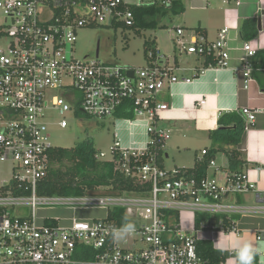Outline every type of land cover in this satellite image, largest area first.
<instances>
[{"label": "built area", "instance_id": "obj_1", "mask_svg": "<svg viewBox=\"0 0 264 264\" xmlns=\"http://www.w3.org/2000/svg\"><path fill=\"white\" fill-rule=\"evenodd\" d=\"M183 1L0 0L6 24L0 35L8 40V46L0 48V164H9L12 170L10 182L0 185V264H205L198 253L199 242L218 245L219 236L238 232L234 214L259 213L224 203L230 196L257 192L264 204V189L246 173L219 181L207 176L196 179L182 168L160 166L159 153L164 154L171 131L163 124L170 106L158 97L165 89L191 84L194 79L178 76L179 70L157 47L148 51L147 65L136 69L104 62L99 54L75 56L79 31L138 29L135 9L155 7L170 12ZM229 35L225 27L210 42L198 34L188 37L179 28L174 44L181 53L214 61L209 68L227 69ZM241 51L240 71L247 89L253 81L251 59L257 50L246 41ZM202 73L198 71L196 77ZM205 102L200 100L199 105ZM120 111L132 113L122 118L130 126L145 127L147 142L123 148L116 135L110 158L104 153H97L96 158L114 161L117 169L151 189L124 196H39L38 186L48 176L51 154L57 148L49 135L51 118L59 115L58 125L66 129L68 115L79 112L103 121L119 119ZM238 113L249 131L257 112L243 108ZM207 154V150L202 152ZM209 166H215V161ZM58 206L101 208L107 217L74 218L68 227L58 220L56 225H46L45 220L42 226L37 224V209ZM23 209L31 210L29 217L16 212ZM114 209H123L128 222L136 226L127 248L112 239V230L121 226L108 219ZM257 243H264V235L258 236ZM259 264H264V255L259 256Z\"/></svg>", "mask_w": 264, "mask_h": 264}, {"label": "crops", "instance_id": "obj_2", "mask_svg": "<svg viewBox=\"0 0 264 264\" xmlns=\"http://www.w3.org/2000/svg\"><path fill=\"white\" fill-rule=\"evenodd\" d=\"M224 1H228L224 4ZM185 0L170 11L178 14L189 8L191 12L196 13V20L191 22L193 30L183 29L185 34L190 37L192 34L203 36L212 42L218 38L219 32L228 27L230 35L228 46L230 48L229 67L227 69L209 68L210 59H204L195 55H188L178 51L171 65H175L179 70L177 75L180 77L194 79L191 84H176L169 89L162 91L158 97L160 102L167 103L170 110L164 113L163 124L171 131L186 136H199L209 141V146L196 152L194 165L197 159L202 160V152L211 149L212 141L210 134L217 130L219 119L223 114L238 113L243 108H249L257 112L256 122L249 131H245L238 150L242 154V160L245 166L242 173L249 175L250 179L258 184L260 190L264 189V0ZM175 9V10H174ZM254 20L256 22V36L250 40L253 47L257 50V55L251 59L254 71L253 81L249 87L245 88V79L241 70V61L243 53L242 44L246 42L244 37V25L246 21ZM259 20L261 28H259ZM179 29V28H178ZM177 29V30H178ZM254 31V30H253ZM177 35V32H176ZM174 42V41H173ZM177 53V52H176ZM184 58V59H183ZM184 69V71H182ZM203 73L196 77L198 71ZM200 100H205V105H199ZM115 124L116 119H109ZM116 123V124H117ZM112 124V123H111ZM115 124V125H116ZM126 128H122L119 123L116 125L121 142V134L130 137V144L136 142L138 146L145 145L148 140L144 126H130L126 122ZM144 131L143 136L146 141H135L138 130ZM120 133V134H119ZM172 138V137H171ZM132 139V140H131ZM171 139L168 141L170 142ZM167 142V143H168ZM232 149V147L228 148ZM168 146L160 159V166L166 169V157ZM215 166H209L207 177L223 181L230 177L229 159L225 152H219L214 156ZM191 167V169L194 167ZM190 169V168H188ZM168 170V169H166ZM258 193L251 192L230 196L224 200V203L239 206L248 210H260L259 213H239L232 216V220L237 224L238 232L228 236H219L218 245L212 242L215 250L227 254V260L223 264H239L236 257V250L233 242L237 234H241L245 240H250L253 244L264 246V243H257L259 235H264V204L259 202ZM249 197H254L256 205L249 202ZM47 219V218H45ZM43 219V221L45 220ZM226 225L229 224L225 219ZM255 264H259V256Z\"/></svg>", "mask_w": 264, "mask_h": 264}, {"label": "rangeland", "instance_id": "obj_3", "mask_svg": "<svg viewBox=\"0 0 264 264\" xmlns=\"http://www.w3.org/2000/svg\"><path fill=\"white\" fill-rule=\"evenodd\" d=\"M132 4L136 0H128ZM187 1L185 3L187 5ZM196 13L191 12L189 8L178 14L167 12L165 16L157 17V28L152 30H140L130 28L124 31H114L108 28H97L81 30L78 33V41L75 45V56L78 59L84 57L93 58L98 54L100 60L107 63L119 64L131 68H142L147 65L146 43L150 44V49L155 47L161 51L162 55L169 58L173 62L175 56L178 55V50L174 44L176 32L178 28L185 30H193L191 22L196 20ZM6 29L5 18L0 13V32ZM8 40L0 35V48H6ZM177 52V53H176ZM147 53V54H146ZM184 59V58H183ZM61 117L54 115L51 118L53 123L49 127V135L51 142L58 148H73L77 144L88 139L94 142L98 153H104L109 159L111 156V147L114 144V133L119 132L116 125L126 128L127 124L124 119H116L118 123L115 125L113 121L106 119L97 121L79 113L78 115H68L67 120L69 127L66 129L58 125ZM112 123V124H111ZM144 131L138 130L136 137L133 140L146 141L143 136ZM120 134V133H119ZM123 139L122 147L130 146V137L120 135ZM171 141L167 143L166 169L173 170L176 168H191L194 165V157L196 152L201 153V150L209 146V141L199 136H186L172 131ZM131 139V140H132ZM59 167V165H53ZM11 167L9 164H0V185H7L12 179ZM105 194V188L101 189ZM101 195V194H100ZM106 196V195H102ZM249 202L256 205L254 197H249ZM19 216L29 217L31 210L23 209L16 210ZM107 217V211L101 208L77 209L72 210L69 207L58 206L55 208H39L36 212L37 224L42 226L43 219H56L62 227H68L72 224L74 218L82 221L102 220ZM132 236H129L126 241L118 242L121 248H127ZM129 243L127 244V242Z\"/></svg>", "mask_w": 264, "mask_h": 264}, {"label": "trees", "instance_id": "obj_4", "mask_svg": "<svg viewBox=\"0 0 264 264\" xmlns=\"http://www.w3.org/2000/svg\"><path fill=\"white\" fill-rule=\"evenodd\" d=\"M180 6L181 4L176 8ZM134 11L137 32L156 29L157 17L165 16L167 13L155 7L140 8ZM255 28L254 20L245 22L243 28L245 40L248 41L256 36ZM150 48V44L146 43L147 53L153 49ZM209 62L211 60L207 61V66ZM116 116L129 118L132 117V113L120 111ZM219 126L210 134L212 145L209 153L202 160L197 159L192 169L182 168L188 173H193L196 179H203L207 176L209 165L219 152H225L228 155L230 177L242 174L245 161L242 160V154L237 148L245 132V119L236 112L223 114L219 119ZM230 147L232 149H228ZM97 153L94 142L90 139L73 148L57 147L54 149L51 154L52 165L57 164L59 167H51L48 176L40 182L37 194L41 197L124 196L148 192L151 189L149 184H142L138 178L127 176L117 169L114 161L97 159ZM162 155V152L159 153L160 157ZM133 167L134 163L131 162V168ZM102 188H105V194L101 192ZM15 194L20 195L18 192ZM108 219L116 220L120 225L127 220L123 209L110 211ZM56 223V219H45L46 225H56ZM198 253L204 259L205 264H223L228 257L227 254L215 250L210 242H199Z\"/></svg>", "mask_w": 264, "mask_h": 264}, {"label": "clouds", "instance_id": "obj_5", "mask_svg": "<svg viewBox=\"0 0 264 264\" xmlns=\"http://www.w3.org/2000/svg\"><path fill=\"white\" fill-rule=\"evenodd\" d=\"M136 232L134 223L126 222L120 227L112 230V239L114 242H123ZM236 250V257L239 264H255L258 256L264 255V246L253 244L250 240H245L241 234H237L233 242Z\"/></svg>", "mask_w": 264, "mask_h": 264}, {"label": "water", "instance_id": "obj_6", "mask_svg": "<svg viewBox=\"0 0 264 264\" xmlns=\"http://www.w3.org/2000/svg\"><path fill=\"white\" fill-rule=\"evenodd\" d=\"M259 28H261L260 20H259ZM129 75H130L131 77H133V73H132V72H130Z\"/></svg>", "mask_w": 264, "mask_h": 264}]
</instances>
